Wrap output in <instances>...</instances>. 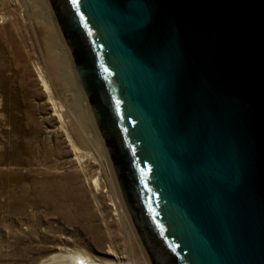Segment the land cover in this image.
Returning <instances> with one entry per match:
<instances>
[{
    "label": "water",
    "instance_id": "water-1",
    "mask_svg": "<svg viewBox=\"0 0 264 264\" xmlns=\"http://www.w3.org/2000/svg\"><path fill=\"white\" fill-rule=\"evenodd\" d=\"M149 264H264V0H47Z\"/></svg>",
    "mask_w": 264,
    "mask_h": 264
},
{
    "label": "rangeland",
    "instance_id": "rangeland-1",
    "mask_svg": "<svg viewBox=\"0 0 264 264\" xmlns=\"http://www.w3.org/2000/svg\"><path fill=\"white\" fill-rule=\"evenodd\" d=\"M33 2L0 0V18L21 22L15 44L0 35V264H66L75 254L149 264L87 102L86 110L74 100V92L85 97L70 54L63 41L70 65L55 56ZM39 70L62 104L63 126Z\"/></svg>",
    "mask_w": 264,
    "mask_h": 264
},
{
    "label": "bare ground",
    "instance_id": "bare-ground-1",
    "mask_svg": "<svg viewBox=\"0 0 264 264\" xmlns=\"http://www.w3.org/2000/svg\"><path fill=\"white\" fill-rule=\"evenodd\" d=\"M34 2H36L38 10H39V16L45 21L46 19L48 20L47 24H44V29L43 31H47L50 33V37H51V45H52V49L54 50V54L55 56H60L62 59H64L66 62V64L70 65L69 62V56L68 53L65 49V46L63 44V40H62V36L57 28V25L55 23V20L52 17L49 5L47 4L46 0H33ZM17 2V1H16ZM21 2V1H20ZM33 2V3H34ZM36 8V7H35ZM16 12V11H15ZM13 15V12L10 13V15ZM17 15V13H16ZM46 20V21H47ZM19 24L21 25L20 22V18H13L8 22V19L6 18L5 14H3L0 18V35L2 36V41L5 43L8 39L12 40L13 43L15 44V38H17L16 36L18 35V28H19ZM21 32V31H20ZM23 34V32H22ZM24 37V36H23ZM13 45V44H12ZM19 45V44H17ZM19 47V46H18ZM15 48V47H14ZM67 48V47H66ZM19 49V48H18ZM21 49V47H20ZM56 51V52H55ZM19 53V51H18ZM38 76L40 77L43 86L45 87V90L48 93V100L49 102L52 104L54 113L59 117V120L62 122V126H63V108H62V104H60L55 98L54 95L52 93V90L50 89L47 80L45 78V75L39 70L38 71ZM69 83L66 84V86H68ZM69 88V86L67 87ZM71 88V86H70ZM69 88V89H70ZM72 92V90H71ZM81 92V91H80ZM80 93H75L74 92V100L76 102H80L82 106H84V108L87 110V106H86V101L83 98V96L79 95ZM74 101L73 105H75V107L77 108V103ZM97 130V129H96ZM95 133L97 134L98 131H95ZM97 137V136H96ZM74 149L78 152V149L76 148V146L73 144ZM102 147L104 148V146L102 145ZM80 159V158H79ZM95 185L99 186L98 180L95 179ZM37 185V184H36ZM39 187V186H38ZM45 187V186H44ZM44 192V191H43ZM42 193V190H41ZM39 194V192H38ZM24 195V194H23ZM74 253V252H73ZM61 255L60 257H64L68 256V255ZM58 255V257H59ZM53 257V256H52ZM51 257V258H52ZM55 259V258H54ZM58 262V261H57ZM62 263V262H61ZM66 264H98L96 261H93L92 259H90L89 257H85L83 254L82 255H70L68 256L67 260H66Z\"/></svg>",
    "mask_w": 264,
    "mask_h": 264
}]
</instances>
